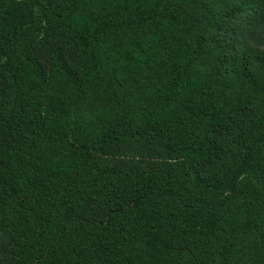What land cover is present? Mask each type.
Masks as SVG:
<instances>
[{"label":"trees","instance_id":"trees-1","mask_svg":"<svg viewBox=\"0 0 264 264\" xmlns=\"http://www.w3.org/2000/svg\"><path fill=\"white\" fill-rule=\"evenodd\" d=\"M0 264H264V0H0Z\"/></svg>","mask_w":264,"mask_h":264}]
</instances>
